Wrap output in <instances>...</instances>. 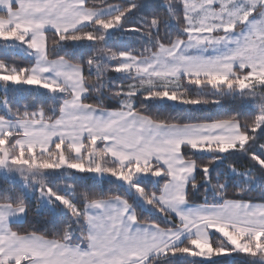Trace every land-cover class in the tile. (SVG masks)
Here are the masks:
<instances>
[{
	"label": "snow or ice",
	"instance_id": "6c2138e0",
	"mask_svg": "<svg viewBox=\"0 0 264 264\" xmlns=\"http://www.w3.org/2000/svg\"><path fill=\"white\" fill-rule=\"evenodd\" d=\"M0 42V264H264V0H0Z\"/></svg>",
	"mask_w": 264,
	"mask_h": 264
},
{
	"label": "trees",
	"instance_id": "16d2710c",
	"mask_svg": "<svg viewBox=\"0 0 264 264\" xmlns=\"http://www.w3.org/2000/svg\"><path fill=\"white\" fill-rule=\"evenodd\" d=\"M90 5H96V6H101L102 0H88ZM107 3H120L121 0H106ZM136 23V18L133 17L128 21V24H134ZM49 41H51L52 39V33L49 32ZM138 42H139V37L134 34V33H129V34H122L120 32L115 33L114 35H112L108 41H107V46L113 49H119V48H123L125 46H129V47H136L138 46ZM2 44L3 42H0V58H4L3 54H2ZM91 50L90 49H86L83 50L85 57L89 54ZM79 54V52H78ZM8 61L9 63L15 62L17 65L19 66H25L29 63L30 58L26 56L25 53L19 51V49H10L8 52ZM112 78L116 83H119L120 80V75L116 74V73H112ZM28 87V86H25ZM41 92H43L44 90H40ZM36 95V94H34ZM3 93L0 92V98H2ZM9 98H12V94L11 92L9 93ZM31 96H28L27 94H25L24 99H31ZM24 99H16L13 101V106L17 105V104H23ZM36 99L37 102H46V103H50V101L47 100V98L45 96L42 95H36ZM240 101L239 99H237L235 102H233L231 104V108L232 110H236L239 107ZM230 114L229 112H225V111H218L216 109H207V110H203V111H198L196 113H194L195 116L197 117H205V116H223V115H228ZM261 143H264V140L259 141ZM250 163V161L247 160V158L241 157V156H232V157H228L227 159H225L224 161H222L221 163H219L216 168L220 171H225L228 167L229 164H235L239 169L243 170V168L247 167L248 164ZM215 175V173H214ZM16 179H19L18 177ZM197 180H199V176H197ZM58 183L59 186L61 187V189L64 188V186L66 184H71L73 183V178L64 176L61 178H58ZM96 187L100 190H103L104 192H109V191H116V186L114 184H111L107 179L101 180V181H96L95 182ZM8 185L3 181L0 180V190H2L4 187H7ZM18 187V185H17ZM232 193H233V189L230 187L228 190V195L229 198L232 197ZM211 199V196L209 197ZM252 199L254 202H260L259 200V193L258 192H252L249 193L248 195L244 196V199ZM192 200L195 203H201L203 200V189H200L199 192H196L193 196H192ZM31 203L33 205V207H35L36 204V199L35 197H33L31 199ZM145 215H148V213H145ZM49 218V213L44 212L40 215H36L35 212L30 213L29 215V221L36 225L37 227H40L41 229H43L45 227L44 222ZM162 220V217L160 218ZM28 224H17L14 223L13 224V228H19V229H23V228H27ZM225 264H231V261L226 260Z\"/></svg>",
	"mask_w": 264,
	"mask_h": 264
},
{
	"label": "rangeland",
	"instance_id": "374dc122",
	"mask_svg": "<svg viewBox=\"0 0 264 264\" xmlns=\"http://www.w3.org/2000/svg\"><path fill=\"white\" fill-rule=\"evenodd\" d=\"M28 87H29V86H28ZM0 114H2V110H0ZM214 239H215V237H214ZM228 261H231V260L229 259Z\"/></svg>",
	"mask_w": 264,
	"mask_h": 264
}]
</instances>
